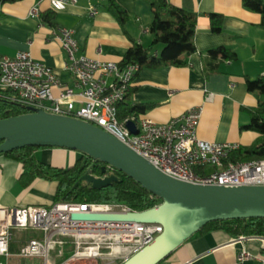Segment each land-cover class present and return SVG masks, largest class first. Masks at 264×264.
Here are the masks:
<instances>
[{"label": "crops", "instance_id": "obj_1", "mask_svg": "<svg viewBox=\"0 0 264 264\" xmlns=\"http://www.w3.org/2000/svg\"><path fill=\"white\" fill-rule=\"evenodd\" d=\"M116 1L129 15L125 29L104 7L105 0H78L69 4L65 10L56 12L57 28L42 23L39 16L30 15L34 6L39 8V14L52 9L49 0L7 2L0 11V56H15L19 51L29 50L36 59L57 72L63 86L73 87L78 93L76 79L66 68L67 52L56 38L59 29H73L79 44L78 53L101 61L120 62L132 41L145 47L152 42L153 37L146 30L153 19L152 3L157 0ZM166 1L197 15L196 50L186 55L185 65L140 69L131 86L130 102L148 104L139 117L151 118L157 123H166L187 109L199 106L201 117L197 134L200 138L252 145L260 134L247 128L251 122L248 109L257 106L258 98L248 90L247 80L264 76L262 14L246 8L243 0ZM95 5L98 6L92 11L91 7ZM212 14L223 17L220 32L211 28ZM217 47L234 51L236 58L223 61L218 71L205 75V59H209L210 51ZM160 51L158 48L156 53ZM60 92V87L53 88L55 97ZM75 106L78 108L80 102ZM35 154L46 165L57 168H68L84 158L81 152L62 147L39 148ZM22 172L19 161L0 154V206H50L56 203L57 181L37 178L29 186H23L20 182ZM27 232L17 230L12 243H21ZM239 237L221 229L207 231L184 242L160 264H239L237 257L243 246L255 255L243 264H261L264 237L243 240ZM27 240L30 239L23 241ZM28 263L42 264L43 261L31 259Z\"/></svg>", "mask_w": 264, "mask_h": 264}, {"label": "built area", "instance_id": "obj_2", "mask_svg": "<svg viewBox=\"0 0 264 264\" xmlns=\"http://www.w3.org/2000/svg\"><path fill=\"white\" fill-rule=\"evenodd\" d=\"M49 1L51 8L59 12L78 0ZM91 10L95 11L96 7ZM30 15L39 16V8L32 7ZM56 38L67 52L66 68L75 77L80 91L77 93L73 87L63 86L52 67L36 59L31 51L23 50L15 56H0V91L5 98L21 105L26 112H29L28 107L40 108L93 123L178 179L206 185L264 186V158L234 161L230 154L240 147L239 144L212 142L198 136L199 106L187 109L166 123L139 116L121 121L118 104L125 99L139 66H121L119 62L79 54L73 29H59ZM55 86L61 88L58 97L53 94ZM76 102H80L78 108ZM127 121L135 123L138 133L131 131ZM132 211L136 210L123 204L98 203L0 206V264H34L28 263L31 259H41L42 264H73V258L101 259L105 254L103 249H108L109 258L122 264L152 243L162 233L163 226L159 223L75 220L72 215ZM29 229L42 231L43 237L27 240L19 252L11 253L15 232ZM255 237L258 236H240L238 239ZM68 242L75 245L73 258L57 263L52 253L57 250V255L62 256ZM254 257L248 247L243 246L237 260L243 264ZM22 261L25 263H20ZM261 264H264V257Z\"/></svg>", "mask_w": 264, "mask_h": 264}, {"label": "water", "instance_id": "obj_3", "mask_svg": "<svg viewBox=\"0 0 264 264\" xmlns=\"http://www.w3.org/2000/svg\"><path fill=\"white\" fill-rule=\"evenodd\" d=\"M29 112L0 119V154L25 146L62 147L118 169L140 183L162 203L129 213H74L75 220L159 223L155 240L122 264H160L179 246L212 221L264 218V186H221L173 177L153 165L103 128L82 119L28 107ZM127 126L138 133L135 123ZM264 154V147L262 148ZM92 188L118 182L115 175L97 177L87 170L81 177Z\"/></svg>", "mask_w": 264, "mask_h": 264}, {"label": "trees", "instance_id": "obj_4", "mask_svg": "<svg viewBox=\"0 0 264 264\" xmlns=\"http://www.w3.org/2000/svg\"><path fill=\"white\" fill-rule=\"evenodd\" d=\"M20 0H0L1 6L7 2ZM243 5L251 10L262 14L261 26L264 27V0H243ZM98 5H95L97 8ZM104 7L117 19L125 29L129 19L127 10L116 0H105ZM153 19L149 26V32L153 39L148 47L138 41H132L127 54L119 62L121 66L136 64L142 68H160L163 66H182L186 64V55L195 52L194 43L197 25V15L184 10L182 7L173 5L166 0H157L152 3ZM42 23L57 28V13L50 9L39 14ZM211 28L214 32H220L223 28V17L212 14L210 17ZM158 48H161L157 54ZM236 58L234 51L226 47H217L210 51L209 59H205L204 73L218 71L223 61H231ZM248 90L258 98L257 106L248 109L251 122L247 128L257 131L260 136L250 146H240L230 156L234 161L252 160L264 158V76L247 80ZM133 88L130 87L125 99L118 104V117L122 121L131 116H139L148 104H132L130 97ZM26 109L19 104L13 103L4 97L0 91V119L25 113ZM44 146H25L17 148L4 155L19 161L23 166L20 182L23 186H29L35 179L44 178L58 182L55 202L69 203H98V204H123L136 211H144L162 203V199L144 188L140 183L129 177L126 173L107 167L104 173L102 167L105 163L94 160L91 157L82 158L68 168L51 167L37 158L35 151ZM90 170L97 177H105L115 174L120 180L112 184L92 188L81 177ZM221 229L233 237L258 236L264 237V218L228 219L212 221L195 233L190 239L207 231ZM43 233L28 230L22 242L10 245V251L19 252L25 244V239L42 238ZM63 256L58 263L69 258L75 249L73 243H67L64 247Z\"/></svg>", "mask_w": 264, "mask_h": 264}, {"label": "rangeland", "instance_id": "obj_5", "mask_svg": "<svg viewBox=\"0 0 264 264\" xmlns=\"http://www.w3.org/2000/svg\"><path fill=\"white\" fill-rule=\"evenodd\" d=\"M68 243H70V242H68ZM103 252L105 254L101 259H93V258H85V257L73 258V255L75 253V249H74V253L69 258H67L66 260L73 258V260H71L73 264H117V262L114 259L109 258L110 256H108L106 254L108 252V249H103ZM62 256L57 255V250L52 253V258H54L57 262H58V259H60Z\"/></svg>", "mask_w": 264, "mask_h": 264}]
</instances>
